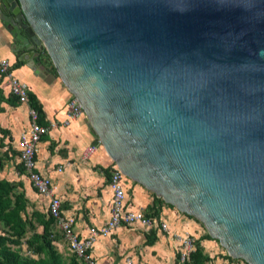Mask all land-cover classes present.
<instances>
[{"label": "water", "instance_id": "95a60500", "mask_svg": "<svg viewBox=\"0 0 264 264\" xmlns=\"http://www.w3.org/2000/svg\"><path fill=\"white\" fill-rule=\"evenodd\" d=\"M0 12L26 63L48 54L127 177L227 257L264 264V0H0Z\"/></svg>", "mask_w": 264, "mask_h": 264}, {"label": "crops", "instance_id": "0c3cea01", "mask_svg": "<svg viewBox=\"0 0 264 264\" xmlns=\"http://www.w3.org/2000/svg\"><path fill=\"white\" fill-rule=\"evenodd\" d=\"M17 49L18 45L3 22L0 12V56L9 58L13 63L22 61L14 67L15 73L27 81L28 93L38 104L42 121L56 122L54 127L48 129L38 140L35 153L36 169L51 178L55 184L54 193L60 199L61 212L72 215L73 229L78 235H85L89 226L101 224L108 216L112 193L107 178L114 161L99 143L89 157H82V147L98 141L85 116L61 124L60 121L65 115V102L70 92L54 72L48 56L43 55L44 60L41 57L43 68L39 65L34 67V62L30 59L29 63H26ZM0 95V126L7 130L3 135L0 133L3 156L0 178L16 182L15 189L22 191L25 198L24 212L35 225L31 232H42V224L35 220L32 213L37 212L42 214L44 219H49L46 213L48 200L35 191L17 155L18 136L20 131L27 127L26 110L30 103L29 100L24 103L12 97L7 91V81L2 75ZM57 167L61 169L58 170ZM125 185L127 205L140 208L149 214L153 196L151 191L130 178L125 180ZM155 207L159 219L167 224L169 231L185 229L193 236L195 244L202 246V254L205 257L202 264H237L229 261L225 253L213 246L211 240L200 238L201 232L196 219L178 212L172 206L159 204ZM48 232L51 244L62 258L66 259L70 252L52 219L48 224ZM21 245L25 246L24 239ZM195 251L194 249L190 254L189 264L192 263ZM91 252L99 264H124L126 256L131 257L134 264H177L175 242L171 236L156 227L145 230L136 223L119 224L109 234L99 236L92 244Z\"/></svg>", "mask_w": 264, "mask_h": 264}, {"label": "built area", "instance_id": "2783aa9c", "mask_svg": "<svg viewBox=\"0 0 264 264\" xmlns=\"http://www.w3.org/2000/svg\"><path fill=\"white\" fill-rule=\"evenodd\" d=\"M0 75L7 81V91L19 102H28V83L21 79L14 71L13 62L9 58L0 56ZM65 115L61 124H67L69 120L84 115L81 105L73 95H69L65 102ZM27 127L22 129L18 136L17 155L26 172L32 186L39 194L47 198L46 213L52 219L53 224L59 230L64 239L68 251L74 257L86 264H99L93 258L91 247L99 236L109 234L119 224L129 225L136 223L145 230L158 228L168 233L175 242L177 264H189L190 254L194 251V238L185 229L169 231L165 222L159 216H150L140 208H132L126 203L127 189L125 180L127 177L114 162L109 170L107 184L111 189L110 207L107 218L99 225L88 227L85 235H78L73 229L74 217L65 215L60 210V199L54 193L55 184L51 178L36 169V151L40 136L54 127L55 121H38V111L31 105L27 107ZM99 141L88 143L81 149V155L87 158L97 148ZM58 170L61 167H57ZM166 204V203H165ZM173 207V206H172ZM124 264H134L131 257L126 256Z\"/></svg>", "mask_w": 264, "mask_h": 264}, {"label": "trees", "instance_id": "16d2710c", "mask_svg": "<svg viewBox=\"0 0 264 264\" xmlns=\"http://www.w3.org/2000/svg\"><path fill=\"white\" fill-rule=\"evenodd\" d=\"M21 62V60L15 61L13 66H18ZM53 68L55 69V67ZM10 95L14 97L12 94ZM28 100L30 105L38 111V104L29 93ZM38 121L43 122L39 113ZM0 133L3 135L7 133V130L0 126ZM1 165L2 160L0 162ZM15 187L16 182L0 178V264H86L77 260L71 253L66 259L62 258L51 244L48 232V224L51 218L44 219L42 214L37 212H33L32 214L35 220L42 224V232L33 231L24 239L26 248L32 254L36 255H21L19 247H14L9 244L10 242H20L18 241V237L24 232L25 224L30 225L31 223L29 217L24 212L25 198L23 197V193L15 189ZM154 197L153 194L149 208L153 209V215L150 214V216H157L155 212L157 207L155 205L165 204L160 198ZM165 205L171 206L169 204ZM204 259L205 257L202 255L195 257L194 264H202Z\"/></svg>", "mask_w": 264, "mask_h": 264}, {"label": "rangeland", "instance_id": "374dc122", "mask_svg": "<svg viewBox=\"0 0 264 264\" xmlns=\"http://www.w3.org/2000/svg\"><path fill=\"white\" fill-rule=\"evenodd\" d=\"M42 56V58H43V60H44V56L43 55H46V56H48V54L45 52V53H43V54H41ZM49 57V56H48ZM42 61V60H41ZM43 62V61H42ZM49 62H50V65H51V67H53V64H52V61H51V59L49 58ZM44 63V62H43ZM54 72L56 73V74H58V72L56 71V69H54ZM59 75V74H58ZM60 77V76H59ZM61 79V78H60ZM63 82V81H62ZM69 95H71L70 93H69ZM1 147L2 146H0V159L3 157L2 155H1ZM151 195H153V193L151 192ZM151 197H153V196H151ZM152 210L153 209H150V213L148 214V215H150V214H152ZM153 215V214H152ZM192 217V216H191ZM195 219V218H194ZM196 223H197V226L199 227H197L198 229H199V231L201 232V237L200 238H206L207 240H211V242L213 243V246H217V248H218V250H221V252H223V254L225 253L224 252V249H223V247L222 246H220V244L217 242V240L215 239V238H211V237H209L208 236V234H207V232L205 231V229L203 228V226L199 223V221L198 220H196ZM35 229V225L34 224H32V223H30V225H28L27 223L25 224V230H24V232L22 233V235L20 236V237H18V241H20V242H10L9 244L11 245V246H14V247H19V252H20V254L21 255H33V256H35L36 254H32L31 252H30V250L29 249H27L26 248V245L25 246H22L21 244H22V239H26L28 236H29V234H30V232L32 231V230H34ZM51 232H53L52 231V229H51ZM17 243V244H16ZM195 248H196V251H195V253H194V255H193V257H192V263L191 264H194V258L195 257H198V256H200V255H202V256H204L203 254H202V250H203V248H202V246H200L198 243L195 245ZM220 254H222V253H220ZM67 255V254H66ZM69 255V254H68ZM228 260L229 261H232V262H234V263H237V264H246L244 261H243V259L242 258H240V257H228Z\"/></svg>", "mask_w": 264, "mask_h": 264}]
</instances>
